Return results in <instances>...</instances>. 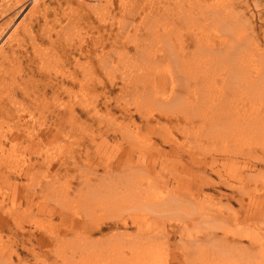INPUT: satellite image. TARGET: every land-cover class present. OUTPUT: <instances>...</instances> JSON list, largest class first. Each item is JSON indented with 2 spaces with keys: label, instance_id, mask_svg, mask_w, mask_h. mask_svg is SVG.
Returning a JSON list of instances; mask_svg holds the SVG:
<instances>
[{
  "label": "rangeland",
  "instance_id": "obj_1",
  "mask_svg": "<svg viewBox=\"0 0 264 264\" xmlns=\"http://www.w3.org/2000/svg\"><path fill=\"white\" fill-rule=\"evenodd\" d=\"M25 1L26 0H23L21 2L19 0L18 1L17 0L16 1L10 0L11 5L15 4L16 6L17 5L18 6L17 7L12 6V9L13 8L14 9L12 10L13 12H11L10 14L8 12H5V13L2 12L3 14L0 12V14L2 16L4 15V17H2L0 15V18L2 17L0 19V41L2 39L3 41H1V43H3L4 45H8V44L16 45L17 40L20 42L23 40L24 41L23 45L27 46V48L29 49L28 51H31V49L29 48L31 37L29 35H30V33L33 34L32 36H34L36 41H38L37 36L39 35V28H40L43 21L39 17L40 12H26V10H24L25 12L24 11L18 12V11H20V9H24V5L26 4ZM146 1H148V2H146ZM144 2H145V4H144ZM146 3H148V5H146ZM149 4H151V5H149ZM154 4L156 5V7ZM56 6H57V4H56L55 0H39V2H38V8L43 9L44 11L46 10L43 14V15H45L44 16V19H45L44 20V29H45L44 37L46 39L43 41V44H42L44 46L43 47L44 48L43 49L44 55H46V56H44L45 57L44 62L45 61L46 62L43 63L44 67H43L42 73H44L43 75L45 76L47 83L51 80L52 83H55V84L53 85L52 88H49V86L41 87V85L38 84V83H40V82H38V80H40V78H38V77H40V76L37 73L36 66L33 63H31V66L30 65L29 66L32 68V70L29 71V74L26 75V73L28 72V71H26L24 76L16 75L17 79L15 78L17 80L16 82L19 83L20 86H22L23 83L26 84V82H27L28 83L27 87H28L29 91L27 90V93L23 94V93H21V91L19 92V90L15 89L11 93L12 101L10 104V105H12L13 101H14L15 106H9L12 110V112H10L11 116H9V115L7 116L8 113L7 112L5 113L4 112L5 110H2L0 112V114H1L0 115V190H1L0 191V202L2 203L0 205V264L6 263V261H4V259H7V261L9 260L11 262V264H40V263L41 264H54V262H52L53 258L56 256V254H54V253L56 251H58V250H56L55 246L53 245V242L56 240V237L54 235L56 234V232L60 235L63 231L62 226H64L60 215H58V213H55V212L58 210H59V212L61 211V213L68 212L67 209L62 207L64 205H60V202H61V204H63L64 202L63 201L56 202L55 199L57 197L60 198V194L64 193L65 189L68 191V195L67 196L65 195L63 199H65V197L69 198V203H68L69 205H67L68 206L67 208L70 210V212H72L71 211L72 207L82 210L83 208L81 206L86 205V202L87 203H93V204L99 202L101 199L96 200V201H94V200L99 199V197L108 196L106 194V192L108 190L112 191V193H114L113 190H115L116 193L118 192L117 194L124 195L126 193L125 191H124L125 192L124 193V192H121L120 190L117 189L119 186L123 185L122 183L126 184L128 182V184L126 185L127 187L126 186L125 187L129 188L130 190H132V189L138 190V188H140L139 189L140 191L138 190L135 198H134L135 195L132 197L128 194L125 197L123 196L122 198L115 199L114 203L111 205L112 207H114V206L119 207V206H122L123 204H125L124 207L126 206V208H127L128 204L125 203L127 201L129 204L131 203L130 205H132V207H131L132 210L134 209V212L137 214L131 212L132 210L125 212V210H123V208H124L123 206H122V209H120V210L116 209V208H112L111 210H115L114 213H116V212H117V214L123 213V215L129 216L128 221H131V219L135 218L134 220L136 222L143 223L142 224L143 227L141 228L142 229L141 235L143 237L145 235L148 237V235H149V236H151L150 238H152V233H154V231H156L155 233H158L157 231L159 229L164 228L170 234V239H169V242L167 243V245L166 244H164V245L158 244V246H157L156 245L157 243L163 242L164 239L162 237H164V236L159 235V234L153 236V240H150V241L154 242V248L149 250V248L144 247L142 250H140V252L137 256L139 258V260H138V258H136L137 260L134 263H131V260H130V262L128 261L127 264H162L164 262L163 260L165 259V257H166V259H165L166 263L164 262L163 264H180L178 259L182 254H180L181 251L179 252L178 250H180V249L185 250L184 247H186L187 244L189 245L190 239L192 238L191 235L192 236L194 235L193 236V243L198 242V243L203 244L202 240H204V242H207L208 237H215L216 238L220 235H221L220 237H223V236H225L224 235L225 233L230 236L231 233H233V232L245 231V225L242 224L243 219L239 218L238 220L235 221V223H231L228 226L224 227V230L227 229V230H225L224 234L221 232V230L218 229L217 235H214V236L208 235V236L203 237L204 231H206L207 229H210V227L212 228V225H210L208 228V225L206 223H202V220L200 219V217L195 219V221H190L189 219H187L190 222L188 221V222L184 223L183 221L185 220V217H186V215H188V211H190V210H187V209H186L187 211L182 210L183 214L180 213L179 216L177 215L178 213H176L177 216H175L174 212H171V213L167 212L166 213V211L164 210L163 204H160L161 202L159 200H157L158 198L156 196H152V195L150 196V194H152L153 191H157V190H163L164 194L166 193L168 196H172V195L174 196V195H177V193L182 194V192L185 194L187 189L195 190L193 187L196 188V186H194V181L196 178H194L195 176L193 173L192 174H190L188 172L186 173V171L184 169H182L180 172V169H179L180 166L179 165L177 167L175 166L174 161H177L176 155L178 152L177 151H173L174 153L168 152V151H170V148H171L170 145H168L169 143H163L159 139L161 136L163 137L164 135H166V132H165L166 129H164L162 127L165 130L163 132V129L160 127L162 130V135L160 133H158L159 129H158V131H157V129L151 130L152 132H149L147 134V130H146L147 128H145L143 126L140 128V130L136 131L137 133H135V130H133L134 127L131 125L132 123L128 120V114L126 113L127 110L129 111V109L134 110L135 109L134 107L136 106V104H140V102L142 103L143 107L140 104V105H137V107H139L137 109H138V111H140V114L142 111V113H144L145 115H149V113H148L149 111L151 114V112H154V113L158 112L159 109L167 110V109H171L172 107H170V105H167V104L166 105L168 107L166 105H160V104L158 105V104L153 103V105H154L153 107L154 108L157 107L154 109L153 107H151L152 105L148 104L147 100L146 101L141 100L140 102L135 100L136 102H139V103H136V102L133 103L134 99H137L134 97L135 92L133 94V91L131 92L129 89L126 91H120L119 88L121 86V82L124 81V79H122V74L124 75V69H125V71H128V68H129V71L133 70L132 72H135V71L138 72V70L139 69L142 70L141 67H143V69L152 68L151 70L148 69L149 71H152L154 69L152 72L156 71L155 74H157V72L160 73V69L162 68L161 67L162 62L160 63V66H159V63H156L157 60L160 61L158 59V58H160L159 53H161L162 51H164L166 53L168 51V53H170L169 50H167V51H165V50L166 49H172L174 46L175 47H174V49H172V51L176 50L177 53L179 51L182 52L185 49L183 51L186 53L184 56V60L187 59L188 63L191 60H192V62L195 61V58L193 56L195 54H196L195 56H197V55L199 56V54H197V53H200V49H199L200 47L198 45L202 46L205 44V43H203V42H205V41H203L204 40L203 38L205 37L207 31H208V33H210V35L208 37H210L212 34L217 33V31H213V30H210V32H209V29L213 27V24L209 23V20L212 19V16H209V14L207 12L211 13L213 8L217 9L218 12L224 11V12H222V14L224 13V15H226V16L230 15L227 17H230L231 20L233 19L232 20L233 22L230 19L229 20L231 21V24L233 23L234 26L236 25V30H237L236 33L237 34L240 33L241 38H243V39H241L242 40L241 46H243L244 49L246 51H248V55L252 54L251 50H253V52H254L253 53L254 57H255V54H258L259 56L263 55L262 58L260 57V60L262 61L264 59V0H203V1L202 0H164V1L163 0H60V7L58 8L59 10H58V12H54V10H55L54 8ZM147 7L149 8L147 12H149V13L152 12V14L145 13L143 11ZM218 7L219 8L223 7V8L219 9ZM154 10H156V11H154ZM185 10H188V11H185ZM159 11H161L162 13ZM189 11H191V12H189ZM143 12H144V14H143ZM157 12L162 14L163 20L160 18L161 15ZM168 12H170V13H168ZM182 12H185V14L187 13L186 14L187 16L185 14L182 15L184 17L180 16L182 14ZM201 12L204 13L205 20H203V18L198 15ZM22 13H24V14H22ZM41 13H43V12H41ZM147 14H148V16H147ZM6 15H9V17H7ZM154 15H155V17L153 18ZM156 15H158L157 19H156ZM166 15H167V17H166ZM11 16H12V20L10 19ZM143 16H145V17L147 16L145 18V20H144V18H142ZM151 16H152L153 20H152ZM192 16H193V18H192ZM168 17H170L172 21ZM29 18H30V20H29ZM199 18H202V19H199ZM160 19H161V21H163L165 23L167 28L165 27L164 24L162 25L163 22H161ZM246 19H249L248 24L246 22L247 21ZM151 20L153 21V23H154V20L156 21L155 26L153 23H151ZM202 20H203V22H201ZM235 20H236V22H239V23H236ZM5 21H6V23H5ZM28 21H29V23H28ZM189 21L190 22L193 21V23H190ZM2 22H3V24H2ZM12 22H14V23L10 24ZM103 22L106 23V26L103 25ZM144 22H145V24H144ZM147 22L148 23L150 22L152 24L150 27V30H149V27L147 26L148 25ZM170 22H172V24H168ZM174 22L176 23V25ZM4 23H5V25H4ZM15 23L18 25L16 26ZM24 23L29 26L28 27V28H30V30H28L29 33L24 31V28L22 27V26H26ZM109 23H111L112 25L111 24L109 25ZM156 25L158 27L160 25L164 26L165 29H164V27H162V29H161V26H160L159 29L157 27L158 30H155ZM190 25L193 27H191ZM7 26H8V28L10 26H11L10 28H12V26L13 27L15 26L13 33H15V34L17 32L18 33L15 36H14V34L10 35V33H7V32H9L12 29L7 30L8 29ZM183 26H185V27H183ZM197 26H200L202 28L197 27ZM102 27L106 29V32H102ZM146 27L148 29L145 30ZM168 27H170V28H168ZM48 29H49V31H48ZM166 29H168V30H166ZM174 29H176V30H174ZM202 29H203V31H202ZM196 30L199 31L200 33H203V34L198 33ZM15 31H17V32H15ZM56 32H58V33H56ZM171 32L175 35H173ZM196 32L199 34L200 37L198 36V34ZM99 34H103V37H108L107 40L102 41V42H105L103 44L104 46L101 45V47L103 48L105 53L101 56H103V58H107L108 61H111L112 63L110 64V63L106 62L107 65H109V66H107L106 64L102 65V67L100 68L102 71L100 69H97V71L93 70L94 75H95L94 76L92 68H91V64L89 63V60L87 57L79 56L76 53V50L74 51L72 49H71L72 50L71 54L67 55V57H66V53L69 52L67 50V48H73L76 46L80 47L83 50L87 48V47H85V45L90 46L89 48H94L95 40L97 39ZM124 34H125V36H124ZM133 34H134V36H132ZM154 34L160 38L154 36ZM17 35L19 38L17 37ZM48 35H49V37H48ZM149 35L150 36L152 35V36L150 37ZM176 35L178 37H180L179 38L180 40H178ZM171 36H172V38H171ZM181 36L187 37V39H183L181 41V39L183 38V37L181 38ZM134 37H135V39H134ZM208 37L206 36V38H208ZM28 38H29V40H28ZM144 38H146L147 40H145ZM157 38L159 39V41ZM162 38H164V39H162ZM165 38H168L167 42H166ZM170 38L172 40H170ZM195 38L198 40H196ZM211 38H213V37L211 36ZM235 38L236 39H234L233 44L235 43V40H238L239 42H241L240 39H237L238 37H235ZM8 39H9V41H8ZM156 39H157V41H156ZM188 39H189V41H188ZM162 40H163V43H162ZM199 40L203 44H200L201 42L199 43L198 42ZM99 41H98V43H102L101 40H99ZM132 41H133V43H132ZM171 41L172 42L174 41V43L176 45L172 46L173 44ZM188 42H189V44L187 45ZM164 43H165V45H164ZM166 43H168V44H166ZM257 43H259V44H257ZM149 44L152 46L148 48V46H150ZM155 44H156V47H155ZM181 44H183V45H181ZM160 45H162V47ZM167 45L170 46V48H167L168 47ZM177 45H178V49H177ZM235 45H236V43H235ZM135 46H139L138 47L139 49ZM247 46L249 47L248 49L245 48ZM183 47H184V49H182ZM197 47H198V49H197ZM254 47H256L259 50H257ZM136 48L139 50L138 53H136L134 51ZM155 48H157V49L155 50ZM152 49L155 50L156 52L153 51ZM161 49H163V50H161ZM119 50H120V52H118V54L122 53V59L121 60H120V58L116 57L118 55L117 51H119ZM143 50L145 53H147L146 55H148L151 52V55H149V56H151L150 59L152 60L151 61L150 59H147V62L145 61L146 63H144L145 64L144 66H143V63H141V65H138V61L140 63V60L142 59L141 57L143 54H140V53H142ZM158 50L161 52H159ZM232 50H234V49H232ZM254 50L256 51V53ZM64 51H66V52H64ZM122 51H126V52H122ZM196 51H197V53H196ZM152 52L154 53L153 56H152ZM114 53H116V54H114ZM155 53H157V54H155ZM108 54L111 58L110 57L108 58ZM133 54H134V56L135 55H137V56H135V58H134ZM72 55L74 57L71 58ZM123 55H125V56L123 57ZM170 55H172V54H170ZM175 55H176V57H178V54L175 53ZM138 57L141 59L139 60ZM167 57H165V59H162V60H165V62H167V60H168V59H166ZM174 57H172V58H174ZM188 57L191 59L189 60ZM168 58H170V56ZM172 58H170V59L172 60ZM91 59L94 60V62H95V57H93ZM2 60H3V57H1L0 64L2 63ZM115 60H117V61H115ZM148 60H149V62H148ZM3 61H4V63L6 62V60H3ZM128 61L132 65H130V63ZM168 61H170V60H168ZM114 62H116V63H114ZM135 62H137V63H135ZM254 62H257V61H254ZM48 63L50 65H48ZM73 63L74 64L76 63V64L73 65ZM133 63H135V64H133ZM153 63L156 66L158 64L157 69L153 68V67H155V65ZM170 63H171V61H170ZM96 64L97 63L95 62L94 65H96ZM146 64H148V65H146ZM16 65H17V63H16ZM21 65L23 67H26L25 63H22ZM125 65L127 68L123 67ZM190 65H191V67L192 66L194 67V65H196V64H194V63H189V65L187 64L186 73L190 71L189 69L191 67H188ZM208 65L209 66L198 67V68H201L203 70V71L201 70L199 72L200 73L203 72V74L205 73V75H206V76L204 75L205 77H203L201 79L204 81V79L207 78V80H205V82L202 83L203 85L201 87L203 88L205 85V89L209 90L206 92V97L212 91L211 94L213 93L212 97H214V99H212V100H213V102L214 101L216 102L217 100L215 98L216 97V95H215L216 94L215 83L217 85V81H214V80H218V79H217V75L215 74V72L213 70L214 65L209 64V63H208ZM83 66H85V67H83ZM138 66L139 67L141 66V67L139 68ZM145 66H147V67H145ZM167 66H170V64H168ZM167 66L166 65L163 66L164 68L162 70L164 72L161 71V74L163 76L168 77V76H170V72H171L174 75L173 76V78H174L177 72L174 69H172L173 71L168 69V68H171V66L170 67H167ZM172 66H173V64H172ZM108 67H111V68L113 67L112 68L113 70L111 68H108ZM205 67H207V68L205 69ZM61 69L64 71H62ZM165 69H167L166 70L167 72L165 71ZM54 70H56V71H54ZM59 70L62 72H59ZM85 70H87V71H85ZM109 70H110V72H109ZM208 70H212L213 74H211V75L209 74V73H212L211 71H209L208 74H209V77H211L213 75L214 79L211 77L212 78V80H211L208 77V74H207ZM67 71H69L70 73ZM105 71H108V72H105ZM122 71H123V73H122ZM168 71H170V72H168ZM63 72L65 75L63 74ZM142 72H143V70H142ZM196 72H193V75H192V73H190L191 75L189 74L190 76H188L189 79L192 76L194 77L197 74ZM60 73H62V74H60ZM147 73L148 72H146V74ZM68 74H70V75H68ZM112 74H113V77H115L114 79L116 80V85H115L114 89H112V91L106 93V97H104V95L100 94L101 93L100 88L93 89V86L98 81L96 79L101 78V77H103V79H104V80L102 79V81H104V82L106 81V83H107L108 82V76H109V78L110 77L113 78ZM60 75H62V76L60 77ZM181 76H180V78H179V75L176 76V77H178V78L175 77L176 81L179 79L182 80ZM171 77H172V75H171ZM188 77L185 76L186 79ZM218 78H219V82H220V80L222 78L221 77H218ZM23 79H25L26 81L23 82L24 81ZM28 79L30 81H28ZM78 79H79V81H78ZM46 80H45V82H46ZM181 80H179V83L182 82ZM202 80H201V82H202ZM127 81H124V82H127ZM189 81L190 80H188L187 83H190ZM83 83H84V85H83ZM64 84L66 87L65 90H64V88H65ZM182 85H184V84H182ZM188 85L190 86V84H188ZM210 85H212V87L214 89L208 88ZM178 87H181V86H178ZM185 87H186V85H184V88H182V89H184L186 93L189 92L191 87H186V88ZM1 90H2V92L0 93V101H2L5 104V102H6V95L5 94L7 91L3 88H1L0 91ZM152 90L153 89L151 88V91H150L151 93H152ZM54 91H55V94H53ZM154 91H156L157 95L159 93L161 95H164V93L163 94L161 93L163 90H161L159 92L155 89ZM98 92H99V94H98ZM127 92H128V94H127ZM226 92H229L230 96L235 95V92H233V91H231L232 92L231 93L230 91L225 89V93ZM7 93L9 95L10 92H7ZM167 93H165V94H167ZM187 94H189V93H187ZM187 94H185V95H187ZM54 95H56V96H54ZM133 97H134V99H133ZM209 97L210 96L207 97L208 100H209ZM13 98H14V100H13ZM53 98H54V100H53ZM260 98L263 99L264 97L261 96ZM3 99H4V101H3ZM82 99H83V101H82ZM231 99H235V97L231 98ZM261 99H259V100H261ZM105 100L107 101L106 105L103 103ZM212 100L210 99V101H208V102L210 103ZM238 101H239V99H238ZM71 105H72L73 109H71V107H70ZM160 106L162 108H160ZM177 106L178 105L175 104V107H177ZM256 106H257L256 110L260 109L259 111L261 113L262 109H264V106L257 105V104H256ZM123 107L125 109H123ZM149 107H151V108H149ZM178 107L183 109L185 106L183 107V105H179ZM173 108H174V104H173ZM15 109H17L18 111L17 110L15 111ZM70 109H71V111H70ZM187 109H185V110H187ZM215 109H219V108L213 107L211 109L212 113H214V114H212L211 111L208 109V107L204 106L203 104L202 105L200 104V107L198 106V110L196 108L191 109V111L193 110L192 112L190 111L191 112L190 115H192L191 118L196 117L194 119L192 118V120H194V122L195 121L196 122L194 123L193 121H191L193 124L191 122H189L187 124H188V128H190L189 130H193L192 126H193L195 132H197V130H198L197 135H196L197 137L201 133L200 134L201 138L200 137L196 138L197 140L199 139L198 141H195V139H192V138L191 139L185 138L180 133L176 132L175 127L170 128L172 134H174L175 137H177L176 138L177 142H174V144H175L174 146H178L179 149L182 150V152H181L182 154L184 152H186L187 150H188V152H191V151L193 152L194 149H195V151L202 152L203 149H205V148L207 149V151H204V152H209V151H211L213 153L219 152V147L215 146L217 144L215 143V145L213 146V142H212V144L210 143L212 141V139H210V138H212L211 135H212V131L215 130L214 129L215 125L211 126L210 122H207L208 120L206 119V115H205L206 113L204 114V112H202V111H206L208 113L207 116H211V119H212V117L214 119H216L215 117L218 113L215 112ZM70 112H71V114H70ZM57 113H59L62 117L60 122H62V120L64 119L61 124L59 123V125L56 124L57 119H56L55 115ZM29 114H31V115H29ZM72 114L75 116L72 117L71 116ZM240 114H241V116H243L242 112ZM21 115H23V116H21ZM67 116L70 117V120H68ZM198 118H199V120H198ZM134 119H135L136 123H139V124L142 123V122L140 123V121H139L138 113L134 114ZM201 119L204 121L206 120L207 123L206 122H204V124H203V122L200 123L202 121ZM71 120H73V121H71ZM168 124L169 123H166V125H168ZM204 126H206V128ZM200 127L201 128L204 127L206 133ZM212 127L214 130H210ZM206 129H208V130H206ZM161 130L159 132H161ZM133 131H134V133H133ZM209 131H211V132H209ZM238 131L241 132L242 130L239 129ZM258 131H259V129H258ZM119 132L124 133L126 135L120 134ZM142 132H143V134H142ZM2 133L5 134V136ZM116 133L118 134V136ZM138 133H139V135H138ZM163 133H164V135H163ZM1 134L3 135V137ZM136 134H137V136H136ZM131 135H132V137H131ZM150 135H151L150 138H153V139L149 140L148 136H150ZM167 135H168V131H167ZM205 135H206V137H205ZM207 136H208V138L210 137L209 140H208ZM212 136L214 137V139L218 137L217 140L215 139L217 142L224 143V141H225L224 136L216 135V137H215V134ZM4 137L7 139H5ZM135 137L137 138L136 140H135ZM204 137L207 139H205ZM132 138H133V141L135 140L136 142L134 141V143H133ZM127 139H129V140H127ZM179 139L182 141V143L183 142L184 143L181 144V141ZM200 139L201 140L203 139L202 140L203 143H201L202 141ZM237 139L240 141L239 142L240 144L238 143V145H241V143H243V145H245L246 144L245 141L247 142V139H245L244 136L239 134L237 136V138H234L233 140H229L228 144L223 146L225 148L222 147L223 148L222 150H225L227 148L225 150L226 152H227V150L230 151V149H231V151L230 152L228 151L227 153L233 152L232 149L234 147H236V145H237L236 140ZM191 140H192V142H191ZM206 140H208V141H206ZM148 141H150V142H148ZM233 141L235 144L233 143ZM252 141H254V139ZM142 142H144V143L146 142L145 143V150H148V149H146L147 145H148L147 142L150 143V145L156 143L157 145L154 144L153 146L154 147L156 146L157 148L160 147V149H161V150H159L160 156L162 159H165L164 164L162 163L163 165L159 162L160 160L158 157H157L158 159L157 158L154 159L155 161L153 160V157H155V155L151 153L152 152L151 150L147 152V155H148V153H150L148 155L149 157L147 156L148 159H147V157L145 158L142 156V154H143L142 152H140L141 155L138 154L136 149L139 146L136 143H139V145H140L139 149L144 151V149H143L144 143H142ZM208 142H209V144H208ZM254 142L255 143L258 142V145H260L261 143L264 144V138L261 140L255 139ZM204 143H205V145H204ZM115 144H118V145H115ZM141 144H143V145H141ZM198 144L199 145L203 144L204 147L203 146L200 147V146H198ZM206 144H208V145H206ZM233 144H234V147H232ZM150 145H148V146H150ZM183 145H185V146L181 147ZM188 145H189V148H191L190 149L191 151H189ZM132 146H133V148H132ZM141 146H143V147L141 148ZM206 146H208V147H206ZM156 147H155V149H153V147H152L154 152H155V150L157 151ZM196 147L200 150H198ZM238 147H236V148H238ZM97 148H98V150H97ZM253 148H254V150L252 149L251 151H248L249 153L247 152L248 155L246 154L247 155V156L245 155L246 157H249V156L251 157L255 153L260 154V152L258 151V147L255 148V145H254ZM120 149L121 150L127 149V151L129 153H132L129 150H131V151L134 150L132 153V156H131L132 158L129 159V160H132L131 163L132 162L134 163V161H135V163L137 162V164L138 163H141V164H143V163L147 164L148 163L151 165L153 172L151 170H150L151 172L149 170L148 171L146 170L145 172H147V173H144V168L141 167L142 169H140V167H138V165L135 167H133V166L128 167L129 163L125 158H123V156H125V154H122V151ZM164 149L166 151H162ZM48 150H49V152H48ZM214 150H215V152H214ZM243 150H245V151L247 150L245 146H243V148H239L238 152H245ZM135 152H136V155H135ZM252 152H253V154H252ZM156 154L159 155V153H156ZM182 154H181V156H182ZM205 154H208V153H205ZM134 155H135V157H134ZM151 155H152V157H150ZM201 155H203V154H201ZM237 155H238V158L240 159L241 155L240 154H237ZM151 158H152V161H151ZM166 159H167V162L169 161L168 163L166 162ZM120 160H123V161L120 162ZM118 162H120L119 166H117ZM113 165H116L118 168L125 165V167H121L120 169H125V172H123V173L126 174V177L122 176L124 174L121 171H118V168L113 169L112 168ZM126 165H127V167H126ZM168 167H170V168H168ZM168 169H170V170H168ZM18 170L19 171L21 170L20 173L23 171V173H22V175H20V177L16 174L18 172ZM114 170L117 172H115ZM128 170H130V172ZM141 170L143 171V173ZM176 170H178V171H176ZM105 171H110L109 173L114 172L115 175L114 174H112V175H113V178L115 180L113 179L112 182L114 183V181H115L117 184L114 183L115 185H113V183H110V182H109L110 184H107L108 182L105 184V182H103V180H105L104 178H106V177L102 178L104 176L103 174ZM128 173H130V174H128ZM152 173H154V174H152ZM180 173L181 174L184 173V176L179 175ZM185 173L188 175H185ZM195 173H197V172H195ZM205 173L206 172H204V174ZM207 173L213 179L216 177L215 179L217 180L216 174H210L208 170H207ZM4 174L10 175V181L9 182L4 181V178H3ZM99 174H102L103 176L99 175ZM117 174H119V175L122 174V175L119 176V178H118ZM197 174H199V173H197ZM95 175L96 176L99 175L101 177L95 178ZM131 175H132V177H131ZM149 175H150V177H149ZM177 175L180 176V178L183 177L184 181L177 182V179H178ZM84 177H86V178H84ZM122 177L126 178V180L124 179L125 182L123 181ZM175 177H177L176 180H175ZM190 177L194 178V180H191L192 178L189 179ZM101 178H102V180H101ZM85 179L89 183H86L87 181ZM118 179H119V182L117 181ZM84 181H85V183H84ZM135 182L136 183L139 182L140 184L141 183L142 184L141 185L139 184L140 186L138 185L136 187V186H134ZM191 184H193L192 185L193 187L191 186ZM235 184H237V183H235ZM108 185H109V187H108ZM130 185H132L133 187ZM143 186L145 187V189H143L144 188ZM125 187L123 190H125ZM146 188L148 189V192L146 191L147 190ZM218 188L220 190H222L223 192H227V193L229 191L231 192V189L229 187H223L222 186V187H218ZM40 189H42V192H43L42 194L39 192ZM129 189H127V190L129 191ZM150 189L152 191H149ZM44 190H47L49 192V194L45 195ZM51 190H53L54 193H52ZM173 190H175V191H173ZM206 190H207V191H205L206 193L210 192L206 195H209V194L213 195L212 197L208 198V201L215 200V196L217 197L216 191L212 190V189L211 190L206 189ZM33 191H36V192L34 193ZM128 191H127V193H128ZM78 192H79V194H82V195L85 194L86 195V197H85L86 200L84 199L86 201L85 204L82 203L83 200H80L82 197H80V198L78 197ZM173 192H175V193H173ZM143 193H145V194L143 195ZM51 194H54V195L51 196ZM87 194L90 196V198H88ZM147 194L150 196V198L148 197ZM154 194L156 195L157 193H154ZM127 196H129L130 198H128ZM138 196H140L141 198H138ZM199 196L201 198L196 197V195H195V196H193L194 200H191L192 196L186 197V199H184L183 198L184 196L182 195V199L185 200L186 203L185 204L182 203V204H180V206H183V207L187 206L188 207V204L193 206L194 201H198L197 203L200 204V206H203V208H205V207H207V205H208V207H210V205L214 206V203L217 202V201H215L214 203L210 204V202H206V200L203 199L204 198L203 196H201V195H199ZM142 197H144L145 199H147L151 202V203H148L151 206L150 207L148 205L149 209L146 205V202H145L146 200L143 198L144 202L141 201ZM2 198L4 200H2ZM131 198H133V199H131ZM152 198H154L153 201H152ZM212 198H214V199H212ZM88 199H89V201H88ZM32 200L34 202L36 200V202L34 203ZM136 201H139V204L133 205ZM149 201H147V202H149ZM202 201L206 202V204ZM31 202L34 203L35 205L30 206L32 204ZM132 202H134V203H132ZM152 202H153V204H152ZM80 203H82L81 206H80ZM116 203H118V205ZM56 204H58V205H56ZM139 205H140V207L138 210L137 207ZM133 206H135V207L137 206V207L135 208ZM141 206H142V208H144V210H147L149 212L151 211V213H149V212H148L149 214L146 213L141 208ZM129 208H130V206L128 207V209ZM104 209L110 210V206H108ZM104 209L103 208L97 209L96 214H99L98 211L101 214L103 212L105 213V211H103ZM159 209L164 210V212H161ZM227 209H228L229 213L233 212V211L236 212V211H238L237 209H239L241 212L238 211L237 214H240V216L243 215V209H240L239 206L237 205V203H235V202H232V205L230 204V208L227 207ZM53 211H54V214H53ZM119 211H121V212H119ZM18 212H20V213H18ZM143 212H145V213H143ZM152 214H153V216H152ZM223 214H224V212H223ZM130 215L134 216V217H131ZM42 218H44V219H42ZM94 218H96V217L94 216ZM148 218H151V219L149 220ZM160 218H161V220H160ZM59 220L61 222H59ZM198 221L201 224L199 223V225H198ZM159 222H160V224H159ZM144 224H145V226H144ZM149 224H150V226H149L150 228L147 226ZM184 224H186V226ZM56 225H58V226L56 227ZM174 225H176V231L179 229L178 231L183 232L182 238L185 242V244L183 243V245H182L183 247L176 245V244H178L179 232L173 231ZM157 226L159 227V229ZM135 227L136 226H134V225H129L127 230L129 229V231L135 232V230H137V227L136 228ZM179 227H181L182 229ZM262 227L264 228V225H262ZM58 228H60V229H58ZM146 228L148 231H146ZM188 229H190V230H188ZM53 230H55V231L53 232ZM168 230H170V231H168ZM113 231L114 230H110V231L104 230L103 232L96 234L95 238H100L101 242H97L96 243L97 245H95V248L91 247L87 250H84L82 253L76 254L74 256V259L76 260V262L70 263V264H120V263H117L115 261H111V258L117 256L118 255L117 252H119V251L113 249L112 252H110L108 249L109 247H112L115 243L121 244L119 239L118 240L116 239L117 242L112 243L111 238L107 237V234H109L110 232L112 233ZM184 231H186V233ZM246 231H248V233L250 235L254 236V233H252L254 231V227L252 229H249V230L246 229ZM28 232H31V235ZM79 232L80 231L76 230L77 234H75L74 232H72V234H68L66 236L68 242L64 243V245L62 244V246L59 247V250H60L59 254L62 255L64 262L68 261L69 259L70 260L72 259V255H71L72 248L68 244V243H70L69 239L70 238L74 239L73 235L74 236L76 235L77 237H81L82 233L80 232V235H79ZM41 234L48 237V241L46 242L45 245L38 244L35 240L36 239L35 237H37ZM184 235L186 236V238L184 237ZM146 236L144 237L143 240H145L147 242L149 237L147 239ZM159 236H160V238H159ZM77 237H75V239H77ZM22 238H24V239H22ZM157 239L160 241H158ZM258 239L262 240L261 242L264 243V235L263 234L261 236L259 235ZM243 240H241V241H243ZM149 242H147V243H149ZM181 242H183V241H181ZM246 242H248V240L244 241V243H246ZM60 243H63V242H60ZM60 243H59V245H60ZM147 243H145V244H147ZM173 243L175 244V246L173 245ZM141 245H143L142 242H141ZM161 246H163V247L161 248ZM166 246H170V247L167 248ZM172 246H173V248H172ZM31 247H32V249H31ZM155 248H157V249H155ZM166 248H167V250H166ZM132 249H134V248H132ZM137 249H139V248H137ZM192 249H194V248H192ZM208 249L213 250V251L215 250L209 244L205 243V250H202V252H201L203 255H195V253L192 251L190 253V257H191V259L189 258L190 261H195L197 258L199 259L200 257L203 256L202 260L198 261V264H227L226 262H221L220 258L216 257L214 254L207 251ZM156 250H157V252H154ZM170 250L174 254H171ZM144 251L148 252L149 254H150V251H151V253L153 252L154 253V254L152 253L153 257L156 254V258L150 257L152 255L147 256V253H145ZM43 252H45V253H43ZM163 252H164V254H162ZM165 254H166V256H164ZM174 255H176L177 258L176 257L173 258ZM232 256L236 257V255H232ZM157 258H159L160 261L162 260V258H163V260L160 262L159 260H157ZM121 260H122V258H121ZM144 260L146 262L147 261H149V262L146 263ZM44 261H46V262H44ZM244 262H247V260H245ZM249 262L250 261H248V264H249ZM250 264H252V263H250Z\"/></svg>",
  "mask_w": 264,
  "mask_h": 264
},
{
  "label": "bare ground",
  "instance_id": "obj_2",
  "mask_svg": "<svg viewBox=\"0 0 264 264\" xmlns=\"http://www.w3.org/2000/svg\"><path fill=\"white\" fill-rule=\"evenodd\" d=\"M16 1V0H15ZM18 1V0H17ZM20 2L21 1H23V0H19ZM164 1V0H163ZM203 1V0H202ZM26 2V4L24 5V9H20V11H18V12H23L24 10H26V12H40L39 13V17H40V19L43 21L42 22V24H41V26H40V28H39V35L37 36L38 37V41H36V39L34 38V36H32L33 34H31L30 33V37H31V41H30V45H29V48L31 49V51H28L29 49L27 48V46H24L23 44V40L20 42V41H18L17 39V43H16V45H14V44H8V45H4L3 43H1V41H3L2 39H1V41H0V60H1V57H3V60H6V64L4 63V61L2 60V63L0 64V89L1 88H3V89H5L7 92H10L9 93V95H8V93L6 92V102H5V104L2 102V101H0V112L2 111V110H5L4 112L6 113H8L7 114V116L9 115V116H11L10 115V112H12V110H11V108L9 107V106H15L14 104V101H13V104L12 105H10L11 104V101H12V97H11V93L16 89V90H19V92L21 91V93H27V90H28V87H27V85H28V83L26 82V84L25 83H23V82H25L26 80L25 79H23L24 81L22 82L23 84H22V86H20L19 85V83H17L16 81V75H22V76H24V74L26 73V71H28L27 73H26V75L27 74H29V71H31L32 70V68L30 67L31 66V63H33L35 66H36V69H37V73L39 74V76L40 77H38V78H40V80H38V82H40V83H38V84H40L41 85V87H44V86H49V88H52L53 87V85L55 84V83H52V81L50 80L48 83H47V80L45 79V76L43 75L44 73H42L43 72V67H44V65H43V63H45L44 62V59H45V57L44 56H46V55H44V46L42 45L43 44V41L46 39L45 37H44V35H45V33H44V31H45V29H44V16L45 15H43L44 14V12L46 11H44L43 9H39L38 8V2H39V0H26L25 1ZM55 2H56V4H57V6L53 9L54 10V12H58V8L60 7V0H55ZM146 2H148V1H146ZM150 2V1H149ZM154 2V1H153ZM247 2V1H246ZM15 3V2H14ZM18 3V2H17ZM151 3V2H150ZM194 3V2H193ZM244 3V2H243ZM22 4V3H21ZM144 4H145V2H144ZM161 4V3H160ZM146 5H148V3H146ZM149 5H151V4H149ZM155 5V4H154ZM162 5V4H161ZM12 6L13 7H15L16 5L15 4H13V5H11L10 4V0H0V12L2 13H5V12H8L9 14L11 13V12H13L12 10L14 9H12ZM18 6V5H17ZM16 6V7H17ZM22 6V5H21ZM20 6V7H21ZM48 6V5H47ZM145 6V5H144ZM219 6V5H218ZM155 7H156V5H155ZM164 7V6H163ZM220 7V6H219ZM218 7V8H219ZM162 8V7H161ZM221 8H223V7H221ZM221 8H219V9H221ZM46 9V8H45ZM131 9V8H130ZM144 9V8H143ZM147 9V10H146ZM148 7L147 8H145L143 11L145 12V13H149V12H147L148 11ZM156 9V8H155ZM166 9V8H165ZM164 9V10H165ZM73 10V9H72ZM153 11V10H152ZM154 11H156V10H154ZM185 11H188V10H185ZM25 12V11H24ZM41 12H43V13H41ZM144 12H143V14H144ZM159 12H161V11H159ZM159 12H157V13H159ZM189 12H191V11H189ZM222 12H224V11H222ZM222 12H218L217 11V9H212V12L211 13H209V12H207L208 14H209V16H212V19H210L209 20V23H211V24H213V27L212 28H210L209 29V32H210V30H213V31H217V33L216 34H212L211 36L215 39H213V38H211V36L210 37H208L209 35H210V33H208V31H207V33H206V35H205V37L203 38L204 40L203 41H205V42H203V43H205L204 45H198L200 48V53H197V51H196V53L197 54H199V56L197 55V56H193L194 58H195V61H193L192 62V60L189 62V63H194V64H196V65H194V67L192 66L191 67V65L190 66H188V67H191L189 70V72H187L186 73V71H187V64L189 65V63L187 62V59L186 60H184V56H185V52H183L185 49H184V47L182 48V49H184L182 52L184 53H182L181 51H179L178 53L176 52V50L173 52L172 51V49H174V45H176L175 43H174V41L172 42V46H174L172 49H166L165 51H167V50H169V52L170 53H168V51H167V53L166 52H164V51H159V52H161V53H159V57L160 58H158L160 61H156V63H159V66H160V63L162 64L161 65V69H160V73L159 72H157V74H155L156 73V71H154V72H152V71H149L148 69H152V68H148V69H143V67H141L142 68V70H143V72H142V70L141 69H137L138 70V72H136L135 70V72H132V71H129V68H128V71H125V69H124V75L122 74V79H124V81H127V82H124V81H122L121 82V86H120V91H126V90H130L131 92L133 91V94H134V92H135V95H134V97L135 98H137V99H134V97H133V99H134V101H133V103H135L136 101H141V100H143V101H146L147 100V102H148V104H150V105H152L151 107H153L154 105H153V103H155V104H160V105H170V107H172L171 109H167V110H163V109H159L158 110V112H151V114H150V111L148 112L149 113V115H145L144 113H142V111H141V114H140V111H138V109L137 108H139V107H137V105H140L141 104V106L143 107V105H142V103L140 102V104H136V106L134 107L135 109L134 110H130L129 109V111L127 110V114H128V120L132 123L131 125L134 127V129L133 130H135V133H137L136 131L137 130H140V128L141 127H145V128H147L146 130H147V134L149 133V132H152L151 130H155V129H157V131H158V129H159V131L161 130V128L163 127L164 129H166V131L163 129V132L165 131L166 132V135H167V131H168V135L166 136V135H164V133H163V137L161 136L159 139L161 140V142H163V143H169L168 145H170V151H168V152H172V153H174L173 151H177L178 153H177V155H176V158H177V161H174V163H175V166L177 167L178 165L180 166L179 167V169H180V172H181V170L182 169H184L185 171H186V173L188 172V173H190V174H194V178H196L195 179V181H194V186H196V188L195 187H193L192 185L193 184H191V186L195 189V190H191V189H187V191L185 192V194L182 192V194L181 193H177V195H172V196H168L166 193L164 194V191L163 190H157V191H153L152 192V194H150V196L152 195V196H156L158 199L157 200H159L161 203L160 204H163V207H164V210L166 211V213L167 212H169V213H171V212H174V215L175 216H179L180 215V213H182L183 214V211H187V210H190V211H188V215H186V217H185V220L183 221L184 223H186V222H188L189 220L190 221H195V219H197L198 217H200V219L202 220V223H206L207 225H208V228H209V226L210 225H212V228L210 227V229H207L206 231H204V234H203V237H205V236H208V235H210V236H214V235H217V231H218V229L219 230H221V232L224 234V232H225V230H227V229H225L224 230V227H226V226H228L229 224H231V223H235V221L236 220H238L239 218H242L243 219V222H242V224L243 225H245V231H236V232H233V233H231V235L229 236L228 234H224L225 236H223V237H220V236H218V237H208V239H207V242H204V240H202L203 241V244H201V243H198V242H195V243H193V236L191 235V239H190V242H189V245L187 244V246L186 247H184L185 248V250H178L179 252H180V254H182L180 257H179V259H178V261L180 262V264H198V261H201L202 260V257H200L199 259L197 258L195 261H190V259H191V257H190V253L193 251L194 253H195V255H203L201 252H202V250H205V243H207V244H209L211 247H213L215 250L213 251V250H207V251H209L210 253H212V254H214L216 257H218V258H220V260H221V262H226L227 264H248V261H250L249 262V264L250 263H252V264H264V243H262L261 241L262 240H260V239H258L259 238V235L261 236L262 234L264 235V228L262 227V225H264V144H260V145H258V142L257 143H255L254 141H255V139H259V140H261V139H263L264 138V109H262V111H261V113H260V109H258V110H256V104L257 105H261V106H264V98L263 99H261L260 97L262 96V97H264V59L261 61L260 60V57L262 58V56H259L258 54H255V57H254V55H253V50H251V55H248V51H246L245 49H244V47L243 46H241L242 45V40L241 39H243V38H241V35H240V33H236L237 32V30H236V25L234 26L233 25V23L231 24V21L233 20H231L230 19V17H227V16H230V15H224V13L222 14ZM2 13V14H3ZM136 13V12H135ZM162 13V12H161ZM168 13H170V12H168ZM199 13V12H198ZM22 14H24V13H22ZM134 14V13H133ZM149 14H152V12L151 13H149ZM160 14V13H159ZM158 14V15H159ZM164 14V13H163ZM167 14V13H166ZM180 14V13H179ZM183 14H185V12H182V14L180 15V16H182ZM187 14V13H186ZM185 14V15H186ZM197 14V13H196ZM195 14V15H196ZM211 14V15H210ZM1 15V14H0ZM29 15V14H28ZM55 15V14H54ZM146 15V14H145ZM158 15H156V19L158 18ZM161 15V19L163 20V18H162V14H160ZM165 15V14H164ZM168 15V14H167ZM167 15H166V17H167ZM174 15V14H173ZM172 15V16H173ZM199 16H201L202 18H203V20H205V15H204V13L203 12H201L200 14H198ZM2 16V15H1ZM7 17H9V15H6ZM147 16H148V14H147ZM146 16V17H147ZM187 16V15H186ZM191 16V15H190ZM197 16V15H196ZM208 16V15H207ZM2 17H4V15L2 16ZM1 17V18H2ZM37 17V16H36ZM145 16H143L142 18H144V20H145V18H146ZM155 17V15L153 16V18ZM174 17V16H173ZM172 17V18H173ZM182 17H184V16H182ZM189 17V16H188ZM0 18V19H1ZM24 18V17H23ZM149 18V17H148ZM147 18V19H148ZM151 18H152V16H151ZM153 18H152V20H153ZM168 18H170V17H168ZM179 18V17H178ZM186 18V17H185ZM192 18H193V16H192ZM202 18H199V19H202ZM10 19L12 20V16L10 17ZM21 19V18H20ZM161 19H160V21H161ZM187 19V18H186ZM231 21H230V20ZM10 20V21H11ZM24 20V19H23ZM29 20H30V18H29ZM36 20V19H35ZM151 20V23H153V21ZM159 20V19H158ZM170 20H171V18H170ZM175 20V19H174ZM203 20L201 21V22H203ZM247 20V21H246ZM245 21L247 22V24H248V20L249 19H246ZM159 21V22H160ZM165 21V20H164ZM172 21V20H171ZM179 21V20H178ZM194 21V20H193ZM193 21L192 22H190V23H193ZM198 21V20H197ZM196 21V22H197ZM27 22V21H26ZM25 22V23H26ZM31 22V21H30ZM140 22V21H139ZM155 20H154V26H155ZM161 22H163V21H161ZM181 22V21H180ZM233 22V21H232ZM235 22H236V20H235ZM5 23H6V21H5ZM5 23H4V25H5ZM14 22H12V23H10V24H13ZM24 23V24H25ZM28 23H29V21H28ZM131 23V22H130ZM138 23V22H137ZM150 22L148 23L147 22V26L149 27V30H150V27H151V24ZM175 23V22H174ZM173 23V24H174ZM236 23H239V22H236ZM235 23V24H236ZM2 24H3V22H2ZM16 24V23H15ZM23 24V25H24ZM111 23H109V25H110ZM132 24V23H131ZM144 24H145V22H144ZM157 24V23H156ZM161 24V23H160ZM165 25V23L163 22L162 23V25ZM168 24H172V22H170V23H168ZM18 24H16V26H17ZM26 26H22L23 28H24V31L25 32H28L29 33V31L28 30H30V28H28L29 26L27 25V24H25ZM30 25V24H29ZM103 25L104 26H106V23L105 22H103ZM112 25V24H111ZM128 25V24H127ZM175 25H176V23H175ZM161 26V25H160ZM160 26L158 27L157 25H156V29L155 30H158L159 28H160ZM173 26V25H172ZM191 26V25H190ZM196 26V25H195ZM202 26V25H201ZM11 27V26H10ZM8 28V26H7V30H10V29H12V30H10L9 32H7V33H10V35H12V34H14V36L18 33L17 31H15V32H17L16 34L15 33H13L14 32V27L12 26V28ZM157 27H158V29H157ZM162 27H164V26H161V29H162ZM165 27H166V25H165ZM165 27H164V29H165ZM171 27V26H170ZM170 27H168V28H170ZM183 27H185V26H183ZM191 27H193V26H191ZM197 27H200V26H197ZM235 27V28H234ZM17 28V27H16ZM138 28V27H137ZM167 28V27H166ZM187 28V27H186ZM196 28V27H195ZM200 28H202V27H200ZM249 28V27H248ZM146 29H148L147 27L145 28V30ZM153 29V28H152ZM148 30V31H149ZM166 30H168V29H166ZM174 30H176V29H174ZM48 31H49V29H48ZM55 31V30H54ZM161 31V30H160ZM172 31V30H171ZM194 31V30H193ZM197 31V30H196ZM202 31H203V29H202ZM2 32V31H1ZM102 32H106V29L105 28H103L102 27ZM140 32V31H139ZM159 32V31H158ZM157 32V33H158ZM174 32V31H173ZM198 33H200L199 31H197ZM196 32V33H197ZM4 33V32H3ZM56 33H58V32H56ZM148 33V32H147ZM172 33V32H171ZM188 33V32H187ZM197 33V34H198ZM123 34V33H122ZM135 34V33H134ZM134 34L132 35V36H134ZM156 34V33H155ZM154 34V36H156ZM168 34V33H167ZM173 34V33H172ZM182 34V33H181ZM184 34V33H183ZM200 34H203V33H200ZM2 35V34H1ZM159 35V34H158ZM163 35V34H162ZM173 35H175V34H173ZM194 35V34H193ZM28 36V35H27ZM28 36V37H29ZM109 36V35H108ZM124 36H125V34H124ZM131 36V37H132ZM145 36V35H144ZM150 36V35H149ZM152 36V35H151ZM150 36V37H151ZM177 36V35H176ZM191 36V35H190ZM198 36H199V34H198ZM206 36L208 37V38H206ZM17 37H18V35H17ZM48 37H49V35H48ZM85 37V36H84ZM127 37V36H126ZM156 37H158V36H156ZM183 37V38H182ZM200 37V36H199ZM235 37H238L237 39H240L241 40V42H239L238 40H235V43H236V45H235V43L233 44V42H234V39H236ZM247 37V36H246ZM19 38V37H18ZM22 38V37H21ZM80 38V37H79ZM158 38H160V37H158ZM157 38V39H158ZM171 38H172V36H171ZM170 38V40H172ZM177 38H178V40H180L179 38L180 37H178L177 36ZM176 38V39H177ZM181 41L183 40V39H187V37H184V36H181ZM202 38V37H201ZM206 38V39H205ZM35 39V40H34ZM50 39V38H49ZM108 39V37H103V34H99L98 35V37H97V39L95 40V45H94V48H89L90 46H86L85 45V47H87L86 49H81L80 47H73V48H67V50L69 51L68 53H66V57H67V55H70L71 54V52H72V50H76V53L79 55V56H85V57H87L88 58V60H89V63L91 64V68H92V71L94 70H96L97 71V69H100L101 67H102V65H107V63H112L111 61H108V59L107 58H103V56H101V55H103L105 52H104V50H103V48L101 47V45L102 46H104L103 44L105 43V42H102V41H105V40H107ZM134 39H135V37H134ZM145 40H147L146 38H144ZM157 39H156V41H157ZM162 39H164V38H162ZM166 39V42L168 41V38H165ZM196 39V38H195ZM200 39V38H199ZM11 40V39H10ZM15 40V41H16ZM20 40V39H19ZM28 40H29V38H28ZM99 40H101V42L102 43H98V41ZM131 40V39H130ZM143 40V39H142ZM144 40V41H145ZM196 40H198V39H196ZM5 41V40H4ZM8 41H9V39H8ZM135 41V40H134ZM138 41V40H137ZM158 41H159V39H158ZM188 41H189V39H188ZM19 42V43H18ZM100 42V41H99ZM107 42V41H106ZM147 42V41H146ZM197 42V41H196ZM199 43L201 42L200 40L198 41ZM207 42V43H206ZM215 42V43H214ZM6 43V42H5ZM108 43V42H107ZM106 43V44H107ZM132 43H133V41H132ZM137 43V42H136ZM145 43V42H144ZM162 43H163V40H162ZM180 43V42H179ZM198 43V44H199ZM202 42L200 43V44H203ZM27 44V43H26ZM25 44V45H26ZM158 44V43H157ZM166 44H168V43H166ZM189 44V42L187 43V45ZM197 44V43H196ZM257 44H259V43H257ZM56 45V44H55ZM125 45V44H124ZM136 45V44H135ZM150 45V44H149ZM164 45H165V43H164ZM181 45H183V44H181ZM185 45V44H184ZM54 46V45H53ZM152 45H150V46H148V48L149 47H151ZM161 47H162V45H160ZM168 46V45H167ZM166 46V47H167ZM180 46V45H179ZM258 46V45H257ZM256 46V47H257ZM135 47H139V46H135ZM155 47H156V44H155ZM159 47V46H158ZM164 47V46H163ZM182 47V46H181ZM235 47V48H234ZM256 47H254V48H256ZM53 48V47H52ZM135 49L134 51L136 52V53H138V49ZM141 48V47H140ZM167 48H170V46H168ZM245 48H249L248 46L247 47H245ZM253 48V49H254ZM72 49V50H71ZM113 49V48H112ZM125 49V48H124ZM142 49V48H141ZM157 48H155V50H156ZM160 49V48H159ZM177 49H178V45H177ZM181 49V50H182ZM197 49H198V47H197ZM232 49H234V50H232ZM238 49V50H237ZM252 49V48H251ZM257 49V48H256ZM261 49V48H260ZM149 50V49H148ZM153 50V49H152ZM155 50H153V51H155ZM161 50H163V49H161ZM192 50V49H191ZM257 50H259V49H257ZM54 51V50H53ZM150 51V50H149ZM255 51V50H254ZM262 51V50H261ZM64 52H66V51H64ZM107 52V51H106ZM118 52H120V50L119 51H117V54H118ZM122 52H126V51H122ZM134 52V53H135ZM141 52V51H140ZM148 52V51H147ZM156 52V51H155ZM175 53L176 54H178V57H176V55H175ZM255 53H256V51H255ZM47 54V53H46ZM114 54H116V53H114ZM128 54V53H127ZM140 54H143L142 55V59L141 58H139V60H140V63H139V61H138V65H141V63H143V66L145 65L144 63H146L147 62V59H150V57L151 56H149V55H151V52L148 54V55H146L147 53H145L144 52V50H143V52L142 53H140ZM153 52H152V56H153ZM155 54H157V53H155ZM170 54H172V55H170ZM101 56V57H100ZM125 55H123V57H124ZM133 56H134V54H133ZM135 56H137V55H135ZM135 56H134V58H135ZM170 56V58H172V57H174V58H172V60L170 59V58H168V57ZM188 56V55H187ZM186 56V57H187ZM72 57H74L73 55L71 56V58ZM76 57V56H75ZM93 57H95V62L97 63L96 65H94L95 64V62H94V60H92L91 58H93ZM110 56H109V54H108V58H109ZM116 57H118V58H120V60L122 59V53H119ZM165 57H167L166 59H168V60H170L171 61V63H170V61H168L167 60V62H165V60H162V59H165ZM183 57V58H182ZM111 58V57H110ZM155 58V57H154ZM117 59V58H116ZM188 59L190 60L191 58H189L188 57ZM248 59V60H247ZM59 60V59H58ZM76 60V59H75ZM107 60V61H106ZM110 60V59H109ZM119 60V59H118ZM127 60V59H126ZM151 60V59H150ZM155 60V59H154ZM188 60V61H189ZM247 60V61H246ZM115 61H117V60H115ZM146 61V62H145ZM152 61V60H151ZM150 61V62H151ZM246 61V62H245ZM254 61H257V62H254ZM260 61V62H259ZM74 62V61H73ZM76 62V61H75ZM107 62V63H106ZM119 62V61H118ZM126 62V61H125ZM129 62V61H128ZM133 62V61H132ZM148 62H149V60H148ZM164 62V63H163ZM16 63H17V65H16ZM22 63H25V65H26V67H23L21 64ZM63 63V62H62ZM114 63H116V62H114ZM120 63V62H119ZM130 63V62H129ZM135 63H137V62H135ZM135 63H133V64H135ZM152 63V62H151ZM167 63V64H166ZM208 63L209 64H212V65H214L213 66V70H214V72H215V74L217 75V79L218 80H214V81H217V85H216V83H215V92H216V102L214 103L213 102V100L212 99H214V97H212L213 95V93L211 94V92L209 93V95L208 96H210L209 97V100H208V96L206 97V92L207 91H209V90H207V89H205V85H204V87L202 88L201 86L203 85L202 83H204L205 82V80H207V78L206 79H204V81L201 79V78H203V77H205L206 75H205V73L203 74V72H199V71H201L202 69L201 68H198V67H201V66H209L208 65ZM52 64V63H51ZM76 64V63H75ZM74 63H73V65H75ZM150 64V63H149ZM154 64V63H153ZM168 65V64H170V66H171V68H168V69H170V70H172V69H174L177 73H176V75H175V77L176 76H178L179 75V78H180V76L182 77V80L181 79H179V80H181L182 82H180L179 83V80H177L176 81V78H178V77H174L173 78V74L170 72V71H168V72H170V76H168V77H166V76H163L162 74H161V71H163L162 69L164 68L163 66L164 65ZM172 64H173V66H172ZM207 64V65H206ZM24 65V66H25ZM30 65V66H29ZM48 65H50L49 63H48ZM53 65V64H52ZM79 65V64H78ZM130 65H132L131 63H130ZM146 65H148V64H146ZM155 65V64H154ZM46 66V65H45ZM67 66V65H66ZM107 66H109V65H107ZM106 66V67H107ZM111 66V65H110ZM157 66H158V64H157ZM157 66L155 65V67H153V68H155V69H157ZM170 66H167V67H170ZM83 67H85V66H83ZM88 67V66H87ZM123 67H126V65L125 66H123ZM122 67V68H123ZM139 67V66H138ZM139 67V68H140ZM145 67H147V66H145ZM173 67V68H172ZM47 68V67H46ZM45 68V69H46ZM108 68H111V67H108ZM113 68V67H112ZM111 68V69H112ZM127 68V67H126ZM207 67H205V69H206ZM57 69V68H56ZM107 69V68H106ZM105 69V70H106ZM110 69V70H111ZM132 69V68H131ZM212 69V68H211ZM62 70V69H61ZM89 70V69H88ZM101 70V69H100ZM110 70H109V72H110ZM113 70V69H112ZM141 70V71H140ZM167 69H165V71H166ZM192 70V71H191ZM54 71H56V70H54ZM62 71H64V70H62ZM62 71H60L59 70V72H62ZM66 71V70H65ZM74 71V70H73ZM85 71H87V70H85ZM94 71H93V75H94ZM102 71V70H101ZM121 71V70H120ZM173 71V70H172ZM197 71V72H196ZM203 71V70H202ZM209 71H211L212 72V70H208L207 71V74H208V72ZM67 72H69V71H67ZM104 72V71H103ZM105 72H108V71H105ZM113 72V71H112ZM146 72H148L147 74H146ZM164 72V71H163ZM167 72V71H166ZM193 72H196L197 74L193 77H191L190 79H189V77L188 76H190L191 74L190 73H192V75H193ZM70 73V72H69ZM122 73H123V71H122ZM137 73V74H136ZM175 73V72H174ZM184 73V74H183ZM57 74V73H56ZM60 74H62V73H60ZM63 74H64V72H63ZM105 74V73H104ZM109 74V73H108ZM178 74V75H177ZM190 74V75H189ZM195 74V73H194ZM210 75L211 74H213V72L212 73H209ZM209 74H208V77H209ZM65 75V74H64ZM68 75H70V74H68ZM72 75V74H71ZM111 75V74H110ZM171 75H172V77H171ZM184 75V76H183ZM205 75V76H204ZM215 75V76H216ZM62 75H60V77H61ZM95 76V75H94ZM124 76V77H123ZM185 76L186 77H188L187 79L188 80H190L189 82L190 83H187V79L185 78ZM18 77V76H17ZM51 77V76H50ZM49 77V78H50ZM65 77V76H64ZM67 77V76H66ZM71 77V76H70ZM112 77H113V74H112ZM213 79H214V77H213V75L211 76ZM211 77H209L211 80H212V78ZM218 77H221L222 79L220 80V82H219V78ZM16 78V79H15ZM23 78V77H22ZM25 78V77H24ZM115 77H113V78H109V76H108V82L106 83V81L104 82V81H102V79H103V77H101V78H98V79H96V80H98L97 81V83L96 84H94V86H93V89H97V88H100V91H101V95H104V97H106V93H108V92H110V91H112V89H114V87H115V85H116V80L114 79ZM208 78V79H209ZM30 79V78H29ZM28 79V81H30ZM43 79V80H42ZM51 79V78H50ZM146 79V80H145ZM45 80H46V82H45ZM73 80V79H72ZM104 80V79H103ZM187 80V81H186ZM201 80H202V82H201ZM230 82H228V81ZM63 81V80H62ZM78 81H79V79H78ZM44 82V83H43ZM54 82V81H53ZM72 82V81H71ZM88 82V81H87ZM207 82V81H206ZM62 83V82H61ZM77 83V82H76ZM210 83V82H209ZM57 84V83H56ZM139 84V85H138ZM182 84H184V85H186V87H191V89H190V91L189 92H187V93H189V94H187L186 92H185V90L184 89H182V88H184V85H182ZM188 84H190V86L188 85ZM211 84V83H210ZM60 85V84H59ZM83 85H84V83H83ZM88 85V84H87ZM93 85V84H92ZM209 85V84H208ZM178 86H181V87H178ZM207 86V85H206ZM211 86V87H210ZM208 88H213L212 87V85H210ZM64 87H65V84H64ZM185 87V88H186ZM151 88L153 89L152 90V93L150 92L151 91ZM169 88V89H168ZM59 89V88H58ZM66 89V87L64 88V90ZM157 90V91H161V90H163L161 93L163 94L164 93V95H161L160 93L157 95V93H156V91H154V90ZM214 89V88H213ZM225 89H227L228 91H233V92H235V95H232V96H230L229 95V92H226L225 93ZM182 90V91H181ZM189 90V89H188ZM199 90V91H198ZM4 91V90H3ZM29 91V90H28ZM56 91V90H55ZM55 91L53 92V94H55ZM67 91V90H66ZM214 91V90H213ZM2 92V90L0 91V93ZM16 92V91H15ZM90 92V91H89ZM168 92V93H167ZM57 93V92H56ZM125 93V92H124ZM165 93H167V94H165ZM232 93V92H231ZM98 94H99V92H98ZM127 94H128V92H127ZM185 94H187V95H185ZM211 94V95H210ZM57 95V94H56ZM56 95H54V96H56ZM132 95V94H131ZM130 95V96H131ZM214 95V96H215ZM139 97V98H138ZM235 97V99H231V98H234ZM55 98V97H54ZM54 98H53V100H54ZM132 98V97H131ZM254 98V99H253ZM18 99V98H17ZM56 99V98H55ZM210 99L212 100L210 103L208 102V101H210ZM238 99H239V101H238ZM259 99H261V100H259ZM13 100H14V98H13ZM20 100V99H19ZM61 100V99H60ZM136 100V101H135ZM3 101H4V99H3ZM71 101V100H70ZM82 101H83V99H82ZM142 101V102H143ZM153 101V102H152ZM63 102V101H62ZM73 102V101H72ZM139 102H136V103H139ZM213 102V103H212ZM81 103V102H80ZM105 105L107 104V101L105 100L104 102H103ZM117 103V102H116ZM174 104V108H173V104ZM256 103V104H255ZM71 104V103H70ZM83 104V103H82ZM144 104V103H143ZM175 104L176 105H183V109H181L180 107H175ZM200 104L202 105H204V106H206V107H208V109L211 111V113H212V108L214 107V108H219V109H215V112L216 113H218L217 115H216V119H214L213 117H212V119H211V116H207V110L206 111H202V112H204V114L206 115V119L208 120L207 122H210V124H211V126H214L215 125V130L213 129V127L210 129V130H214V131H212V135H214L215 134V137H216V135H218V136H224L225 137V141H224V143H220V142H217L216 140H217V138H215L214 139V137L211 135V137L212 138H210V139H212V141L210 142L211 144H212V142H213V146L215 145V143L217 144V145H215V146H218L219 147V152L218 153H213V152H211V151H209V152H204V151H207V149L205 150V149H203V151L202 152H198V151H195V149L193 150V152L190 150L191 148H189V145H188V149H189V151H191V152H188V150L186 151V152H184L183 154L181 153L182 152V150L181 149H179V147L178 146H174L175 144H174V142H177V137H175V135L174 134H172V132H171V127H175L176 128V132L177 133H180L182 136H184L185 138H187V139H195V141H198L196 138H198V137H200L201 138V133L198 135V137L196 136L197 135V132H198V130H197V132H195L194 131V128H193V126H192V129L193 130H189L190 128H188V124L187 123H189V122H191V121H193L194 122V120H192V118H191V116L192 115H190V113L193 111H191V109H194V108H196L197 110H198V106L200 107ZM85 105V104H84ZM135 105V104H134ZM149 105V106H150ZM166 105V106H167ZM217 105V106H216ZM255 105V106H254ZM140 106V107H141ZM260 106V107H261ZM71 107V109H73L72 108V105L70 106ZM69 107V108H70ZM95 107V106H94ZM151 107H149V108H151ZM168 107V106H167ZM254 107V108H253ZM15 108V107H14ZM154 108V107H153ZM155 108H157V107H155ZM154 108V109H155ZM160 108H162L161 106H160ZM188 108V109H187ZM26 109V108H25ZM71 109H70V111H71ZM123 109H125L124 107H123ZM185 109H187V110H185ZM203 109V108H202ZM201 109V110H202ZM17 109H15V111H16ZM153 110V109H152ZM163 110V111H162ZM204 110V109H203ZM18 111V110H17ZM27 111V110H26ZM191 111V112H190ZM254 111V112H253ZM69 112V111H68ZM144 112V111H143ZM242 112V115L243 116H241V113ZM253 112V113H252ZM17 113V112H16ZM56 113V112H55ZM138 113V116H139V121H140V123L141 124H139V123H136L135 122V119H134V114H137ZM194 113V112H193ZM3 114V113H2ZM22 114V113H21ZM70 114H71V112H70ZM69 114V115H70ZM100 114V113H99ZM144 114V115H143ZM212 114H214V113H212ZM211 114V115H212ZM220 114V115H219ZM1 115V114H0ZM18 115V114H17ZM24 115V114H23ZM23 115H21V116H23ZM29 115H31V114H29ZM60 114L59 113H57L56 115H55V117H56V119H57V123L56 124H58L59 125V123L61 124L62 122H63V120H62V122H60V120L62 119V117H61V115L59 116ZM72 117H74L75 115H71ZM198 116V115H197ZM213 116V115H212ZM228 116V117H227ZM18 117V116H17ZM33 117V116H32ZM68 117V116H67ZM2 118V117H1ZM10 118V117H9ZM65 118V117H64ZM194 118H196V117H194ZM193 118V119H194ZM201 118V117H200ZM24 119V118H23ZM72 119V118H71ZM211 119V120H210ZM68 120H70V117H68ZM196 120V119H195ZM198 120H199V118H198ZM202 120V119H201ZM59 121V122H58ZM71 121H73V120H71ZM67 122V121H66ZM196 122V121H195ZM194 122V123H195ZM203 122V124H204V122H206V120L204 121V120H202L200 123H202ZM206 122V123H207ZM242 122V123H241ZM17 123V122H16ZM127 123V122H126ZM166 123H169L168 125H166ZM184 123V124H183ZM192 123V122H191ZM10 124V123H9ZM54 124V123H53ZM183 124V125H182ZM193 124V123H192ZM198 124V123H197ZM26 125V124H25ZM195 125V124H194ZM202 125V124H201ZM11 126V125H10ZM9 126V127H10ZM200 126V125H199ZM209 126V125H208ZM218 126V127H217ZM132 127V128H133ZM161 127V128H160ZM205 128H206V126H204ZM204 127H200L201 129H203V131L205 132V128ZM25 128V127H24ZM127 128V127H126ZM172 128V129H173ZM208 128V127H207ZM29 129V128H28ZM242 130L241 132H239L238 130ZM258 129H259V131H258ZM11 130V129H10ZM130 130V129H129ZM206 130H208V129H206ZM14 131V130H13ZM158 131V133H160L161 135H162V130H161V132H159ZM202 131V130H201ZM202 131V132H203ZM122 132V131H121ZM121 132H119L120 134H124V133H121ZM129 132V131H128ZM209 132H211V131H209ZM239 132V133H238ZM257 132V133H256ZM133 133H134V131H133ZM206 133V132H205ZM3 134V133H2ZM1 134V135H2ZM117 134V133H116ZM132 134V133H131ZM142 134H143V132H142ZM239 134H241L242 136H244V138L245 139H247V142L245 141V145H243V143H241V145H238V143L240 142L238 139L236 140V143H237V145L239 146H237L236 145V147H238V148H236V147H234V141H233V145H232V147H234L233 149H232V151L233 152H231V153H227L229 150H227V152L225 151V150H222L223 148H225V147H223L224 145H226V144H228V141L229 140H233L234 138H237V136L239 135ZM4 136H5V134H3ZM3 135H2V137H3ZM124 135H126V134H124ZM138 135H139V133H138ZM13 136V135H12ZM117 136H118V134H117ZM121 136V135H120ZM136 136H137V134H136ZM204 136V135H203ZM19 137V136H18ZM45 137V136H44ZM127 137V136H126ZM130 137V136H129ZM131 137H132V135H131ZM130 137V138H131ZM151 137V135L150 136H148V139L150 140V139H153V138H150ZM181 137V136H180ZM205 137H206V135H205ZM204 137V138H205ZM232 137V138H231ZM5 138V137H4ZM203 138V139H204ZM207 138H208V136H207ZM207 138H205V139H207ZM209 138H208V140H209ZM242 138V137H241ZM5 139H7V138H5ZM137 138L135 137V140H136ZM147 139V138H146ZM147 139V140H148ZM182 139V138H181ZM202 139V140H203ZM254 139V141H252ZM127 140H129V139H127ZM134 140V141H135ZM180 140V139H179ZM201 140V139H200ZM201 140V141H202ZM208 140H206V141H208ZM219 140V139H218ZM134 141H133V138H132V142L134 143ZM146 141V140H145ZM153 141V140H152ZM181 141V140H180ZM184 141V140H183ZM186 141V140H185ZM200 141V142H201ZM205 141V140H204ZM216 141V142H215ZM238 141V142H237ZM119 142V141H118ZM121 142V141H120ZM136 142V141H135ZM138 142V141H137ZM141 142V141H140ZM139 142V143H140ZM148 142H150V141H148ZM147 142V144L148 145H150V143H148ZM191 142H192V140H191ZM194 142V141H193ZM199 142V143H200ZM222 142V141H221ZM130 143V142H129ZM132 143V144H133ZM139 143H136L139 147L136 149V151L138 152V154L139 155H141V153L140 152H142L143 154H142V156L143 157H147L150 153H148V155H147V152L148 151H152L151 153L152 154H154L155 155V157H153V160L154 159H156L157 157L159 158V162L162 164H164V160L165 159H162L161 158V156H160V151L159 150H161L160 149V147H156V149H157V151L155 150V152L153 151V149H155V147L153 146L154 144L155 145H157L156 143H154V144H151L150 146H148L147 144V148L146 149H148V150H145V143L144 142H142V143H144V151L143 150H141V149H139L140 148V145H139ZM184 143V142H183ZM182 143V141H181V144H183ZM196 143V142H195ZM201 143H203V141L201 142ZM124 144V143H123ZM177 144V143H176ZM208 144H209V142H208ZM208 144H206V145H208ZM230 144V143H229ZM240 144V143H239ZM115 145H118V144H115ZM129 145V144H128ZM141 145H143V144H141ZM178 145V144H177ZM204 145H205V143H204ZM245 146L246 147V151L245 150H243V151H245V152H238V149L239 148H243V146ZM253 145V146H252ZM254 145H255V148L256 147H258V151L260 152V154L259 153H255L253 156H249V157H246L248 154H247V152L248 151H251L252 149L254 150ZM257 145V146H256ZM47 146V145H46ZM185 145H183V146H181V147H184ZM191 146V145H190ZM198 146H203V144H201V145H199L198 144ZM212 146V145H211ZM143 146H141V148H142ZM152 147H153V149H152ZM187 147V146H186ZM204 147V146H203ZM206 147H208V146H206ZM223 147V148H222ZM229 147V146H228ZM117 148V147H116ZM132 148H133V146H132ZM136 148V147H135ZM195 148V147H194ZM197 148V147H196ZM198 149V148H197ZM2 150V149H1ZM97 150H98V148H97ZM115 150V149H114ZM117 150V149H116ZM121 150V149H120ZM186 150V149H185ZM198 150H200V149H198ZM211 150V149H210ZM122 151V154H125V156H123V158H125L127 161H128V167H131V166H133V167H135V166H137L138 165V167H140V169H142V168H144V173H147V172H145L146 170L148 171H152V167H151V165L150 164H146V163H143V164H141V163H138L137 164V162L135 163V161H134V163L132 162L131 163V161L132 160H129L130 158H132L131 156H132V153H133V151H131V150H129L130 152H132V153H129L128 151H127V149H122L121 150ZM162 151H166L165 149L164 150H162ZM184 151V150H183ZM218 151V150H217ZM216 151V152H217ZM230 151H231V149H230ZM229 151V152H230ZM48 152H49V150H48ZM53 152V151H52ZM167 152V153H168ZM211 152V153H210ZM214 152H215V150H214ZM255 152V151H254ZM120 153V152H119ZM156 153H159V155L158 154H156ZM205 153H208V154H205ZM249 153V152H248ZM86 154V153H85ZM106 154V153H105ZM162 154V153H161ZM181 154H182V156H181ZM201 154H203V155H201ZM237 154H240L241 155V158L239 159L238 158V155ZM247 154V155H246ZM252 154H253V152H252ZM258 154V155H257ZM121 155V154H120ZM135 155H136V152H135ZM135 155H134V157H135ZM246 155V156H245ZM251 155V154H250ZM108 156V155H107ZM114 156V155H113ZM115 157V156H114ZM118 157V156H117ZM122 157V156H121ZM120 157V158H121ZM139 157V156H138ZM149 157V156H148ZM148 157H147V159H148ZM150 157H152V155L150 156ZM157 158V159H158ZM172 158V157H171ZM46 159V158H45ZM124 159V160H125ZM174 159V158H173ZM136 160V159H135ZM138 160V159H137ZM176 160V159H175ZM182 160V161H181ZM121 161H123V160H120V162ZM126 161V162H127ZM140 161V160H139ZM138 161V162H139ZM142 161V160H141ZM151 161H152V158H151ZM155 161V160H154ZM153 161V162H154ZM49 162V161H48ZM76 162V161H75ZM120 162H118L117 163V166H119V164H120ZM144 162V161H143ZM166 162H167V159H166ZM169 162V161H168ZM167 162V163H168ZM60 163V162H59ZM155 163V162H154ZM153 163V164H154ZM48 164V163H47ZM124 164V163H123ZM160 164V165H161ZM162 164V165H163ZM150 165V166H149ZM116 165H113V169H117L118 167H117ZM115 167V168H114ZM121 167H125V165L124 166H121ZM120 167V168H121ZM126 167H127V165H126ZM132 167V168H133ZM137 167V168H138ZM142 167V168H141ZM163 167V166H162ZM120 168H118V171H121L122 173L123 172H125V169H120ZM168 168H170V167H168ZM175 168V167H174ZM173 168V169H174ZM127 169V168H126ZM178 169V170H179ZM3 170V169H2ZM24 170V169H23ZM168 170H170V169H168ZM178 170H176V171H178ZM207 170L209 171V173L210 174H216V176H217V180L214 178H211V176L207 173ZM21 171V170H20ZM20 171L18 170V172L16 173L19 177H20V175H22V173H23V171L20 173ZM115 171V170H114ZM129 172H130V170H128ZM127 171V172H128ZM142 171V170H141ZM150 171V172H151ZM175 171V170H174ZM237 173H236V172ZM110 171H105L104 172V176L102 175V174H99V175H102L103 177L102 178H104V177H106V178H104L105 180H103V182H105V184L107 183V184H110V183H113L112 181H113V175L112 174H114V172H111V173H109ZM115 172H117V171H115ZM149 172V173H150ZM153 172V171H152ZM183 172V171H182ZM195 172H197V173H199V174H197V173H195ZM204 172H206L205 174H204ZM4 173V172H3ZM142 173H143V171H142ZM148 173V174H149ZM178 173V172H177ZM185 173V175H188V174H186ZM236 173V174H235ZM98 174V173H97ZM96 174V175H97ZM120 174V173H119ZM119 174H117V176H118V178H119V176H121V175H119ZM124 174V173H123ZM128 174H130V173H128ZM151 174V173H150ZM152 174H154V173H152ZM82 175V174H81ZM95 175V178L97 177V178H100L101 176H96ZM115 175V174H114ZM179 175H182V176H184V173L183 174H179ZM116 176V177H117ZM122 176H125L126 177V174H124V175H122ZM178 176V175H177ZM89 177V176H88ZM123 178V181L125 182V180H126V178ZM130 177V176H129ZM131 177H132V175H131ZM149 177H150V175H149ZM156 177V176H155ZM3 178H4V181H6V182H9L10 181V175L9 174H4V176H3ZM84 178H86V177H84ZM102 178H101V180H102ZM154 178V177H153ZM152 178V179H153ZM176 178L177 177H175V180H176ZM182 179H183V177H181ZM180 178V176H178V179H177V182H182V181H184V179L182 180ZM192 177H190L189 179H191ZM194 178H192L191 180H194ZM125 179V180H124ZM161 179V178H160ZM86 180V179H85ZM115 180V179H114ZM122 180V179H121ZM120 180V181H121ZM154 180V179H153ZM157 180V179H156ZM187 180V179H186ZM87 181V180H86ZM118 182H119V179L117 180ZM188 181V180H187ZM110 182V183H109ZM127 182V181H126ZM134 182V181H133ZM141 182V181H140ZM165 182V181H164ZM189 182V181H188ZM237 183V184H235V183ZM84 183H85V181H84ZM86 183H89L88 181L86 182ZM114 183L115 184H117L115 181H114ZM113 183V185H115ZM146 183V182H145ZM119 184V183H118ZM123 185H121V186H119L117 189L118 190H120L121 192H124L125 194L124 195H121V194H117L116 193V191L115 190H113L114 191V193H112V191H107L106 192V194L108 195V196H106V197H99V199H93L94 201H96V200H100L99 202H97V203H95V204H93V203H87L85 200V197H86V195L84 194V195H82V194H79V192H78V197L80 198V197H82L80 200H83V202L82 203H84L85 204V202H86V205H82L81 206V204L82 203H80V206L83 208L82 210L81 209H78V208H74V207H72V209H71V211L72 212H70V210L67 208L68 206L67 205H69L68 203H69V198H67V197H65V199H63L64 198V196L66 195H68V191L65 189V191H64V193H61L60 194V198L59 197H57L56 199H55V201L56 202H58V201H63L64 203L63 204H61V202H60V205H64V206H62L63 208H65V209H67V211L68 212H63V213H61V211L59 212V210L58 211H56L55 213H58V215H60V217H61V219H62V221H63V225L64 226H62V229H63V231H62V233L59 235L57 232H56V234L54 235L55 237H56V240L53 242V245L55 246V248H56V250H58V251H56L54 254H56V256L53 258V261L52 262H54V264H70V263H74V262H76V260L74 259V256L76 255V254H79V253H82L84 250H87V249H89V248H91V247H93V248H95V245H97L96 243L97 242H101V239L100 238H95V236H96V234H98V233H101V232H103L104 230H114L112 233L110 232L109 234H107V237L108 238H111V241H112V243H115V242H117L116 241V239L118 240H120V242H121V244L119 243V244H117V243H115L112 247H109L108 249H109V251L110 252H112V250L113 249H115V250H118L119 252H117V256H115V257H112L111 258V261H115V262H117V263H120V264H127L128 263V261L130 262V260H131V263H134L137 259L136 258H138L137 256H138V254H139V252H140V250H142L144 247H147V248H149V250L150 249H152V248H154V242L153 241H150V240H153V236H155V235H163L164 237H162L164 240H163V242H160V243H157L156 245L158 246V244H162V245H164V244H166L167 245V243L169 242V239H170V234L164 229V228H162V229H159V227H158V233H155L156 231H154V233H152V238H150L151 236H149L148 235V237H149V239H148V237H147V242H149V243H147L145 240H143L144 239V237L141 235L142 234V227H143V223H138V222H136L134 219L135 218H133V219H131V221H128V219H129V216H125V215H123V213H121V214H117V212L116 213H114L115 212V210H111L112 208H116V209H122V206L124 207V205L125 204H123L122 206H119V207H112L111 205L114 203V201H115V199H119V198H122L123 196L125 197L126 195H130V196H134V198L136 197V195H137V192H138V190L140 189V188H138V190H134V189H132V190H130L129 188H126L127 186V184H128V182L125 184V183H122ZM125 184V185H124ZM140 183L139 182H135V184H134V186H138ZM142 184V183H141ZM140 184V185H141ZM162 184V183H161ZM160 184V185H161ZM139 185V186H140ZM164 185V184H163ZM107 186V185H106ZM112 186V185H111ZM110 186V187H111ZM126 186V187H125ZM130 186H132V185H130ZM181 186V185H180ZM229 187L230 189H231V192L229 191L228 193L227 192H223L222 190H220L218 187ZM108 187H109V185H108ZM114 187V186H113ZM124 187H125V190H123L124 189ZM129 187V186H128ZM133 187V186H132ZM131 187V188H132ZM144 187V186H143ZM188 187V186H187ZM116 189V188H115ZM127 189H129V191L127 190ZM143 189H145V187L143 188ZM147 189V188H146ZM206 189H212V190H215L216 191V193H217V197L215 196V200H213V201H208V198L209 197H212L213 195H211V194H209V195H206V194H208V193H210V192H208V193H206L205 191H207ZM3 190V189H2ZM112 190V189H111ZM1 191V190H0ZM80 191V190H79ZM127 191H128V193H127ZM140 191V190H139ZM147 192H148V189L146 190ZM145 191V192H146ZM149 191H152L151 189L149 190ZM173 191H175V190H173ZM34 193L36 192V191H33ZM39 192L42 194L43 192H42V189H40L39 190ZM51 192L52 193H54L53 192V190H51ZM172 192V191H171ZM44 193H45V195L46 194H49V192L47 191V190H44ZM82 193V192H81ZM154 193H157L156 195L154 194ZM173 193H175V192H173ZM28 194V193H27ZM30 194V193H29ZM40 194V195H41ZM123 194V193H122ZM145 193H143V195H144ZM149 194V193H148ZM147 194V195H148ZM25 195V194H24ZM54 194H51V196H53ZM88 195V194H87ZM182 195L184 196L183 198L184 199H186V197H189V196H192L191 197V200H194V197L193 196H195L196 195V197H199V198H201L199 195H201V196H203L202 198L204 199V200H206V202H210V204H212V203H214L215 201H217V202H215L214 203V206L212 205H210V207H208V205H207V207H205V208H203V206H200V204H198L197 202L198 201H194V205L193 206H191V205H189L188 204V207L187 206H180V204H185L186 203V201L185 200H183L182 199ZM29 196V195H28ZM150 196L148 195V197L150 198ZM35 197V196H34ZM47 197V196H46ZM93 197V196H92ZM128 198H130L129 196H127ZM145 197V196H144ZM144 197H142V199L144 198ZM88 198H90V196L88 195ZM127 198V199H128ZM138 198H141L140 196H138ZM34 199V198H33ZM85 199V200H84ZM131 199H133V198H131ZM141 199V201L142 202H144V199L142 200ZM153 199L154 198H152V201H153ZM212 199H214V198H212ZM2 200H4L3 198H2ZM92 200V199H91ZM123 200V199H122ZM140 200V199H139ZM146 201V205H147V207H148V203H151L149 200H147V199H145ZM210 200V199H209ZM33 201V200H32ZM41 201V200H40ZM88 201H89V199H88ZM117 201V200H116ZM124 201V200H123ZM147 201H149V202H147ZM34 202V201H33ZM35 202H36V200H35ZM34 202V203H35ZM201 202V201H200ZM202 202H204V201H202ZM206 202H204L205 204H206ZM232 202H235V203H237V205L239 206V208L240 209H243V215L242 216H240V214H237L238 213V211L239 212H241L239 209H237L238 211H236V212H230L229 213V211H228V209H227V207H229L230 208V204L232 205ZM32 203V202H31ZM34 203H32L30 206H32V205H35ZM41 203V202H40ZM121 203V202H120ZM125 203H127L128 205H127V208H126V206L123 208V210H125V212L127 211H131L132 210V205H130L127 201L125 202ZM132 203H134V202H132ZM2 203L0 202V205H1ZM39 204V203H38ZM117 205H118V203H116ZM115 204V205H116ZM137 204H139V201H136L133 205H137ZM152 204H153V202H152ZM155 204V203H154ZM41 205V204H40ZM56 205H58V204H56ZM59 205V206H60ZM120 205V204H119ZM145 205V204H144ZM103 206V207H102ZM108 206H110V210H105L104 208H106V207H108ZM130 206V210L128 209V207ZM150 206V205H149ZM205 206V205H204ZM34 207V206H33ZM133 207H135V206H133ZM137 207V206H136ZM135 207V208H136ZM139 207H140V205L137 207L138 208V210H139ZM151 207V206H150ZM232 207V206H231ZM61 208V207H60ZM71 208V207H70ZM99 208H103L104 210L103 211H105V213L103 212L102 214L98 211V213L99 214H96V210L97 209H99ZM126 208V209H125ZM141 208H142V206H141ZM12 209V208H11ZM33 209V208H32ZM143 210H144V208H142ZM148 209H149V207H148ZM187 209V210H186ZM192 209V210H191ZM36 210V209H35ZM161 212H164V210H162V209H159ZM183 210V211H182ZM11 211V210H10ZM16 211V210H15ZM118 211V210H117ZM146 213H148L149 211H147V210H144ZM42 212V211H41ZM119 212H121V211H119ZM131 212H133V213H135L134 212V209L131 211ZM145 212H143V213H145ZM223 212H224V214H223ZM18 213H20V212H18ZM17 213V214H18ZM31 213V212H30ZM35 213V212H34ZM45 213V212H44ZM69 213V214H68ZM149 213H151V211L149 212ZM148 213V214H149ZM153 213V212H152ZM176 213H178L177 215H176ZM36 214V213H35ZM53 214H54V211H53ZM127 214V213H126ZM135 214H137V213H135ZM129 215V214H128ZM134 215V214H133ZM33 216V215H32ZM94 216L96 217V218H94ZM131 216V215H130ZM152 216H153V214H152ZM15 217V216H14ZM36 217V216H35ZM41 217V216H40ZM43 217V216H42ZM54 217V216H53ZM131 217H134V216H131ZM156 217V216H155ZM17 218V217H16ZM39 218V217H38ZM144 218V217H143ZM183 218V217H182ZM37 219V218H36ZM42 219H44V218H42ZM149 220L151 219V218H148ZM147 219V220H148ZM187 219H189V220H187ZM41 220V219H40ZM49 220V219H48ZM47 220V221H48ZM145 220V219H144ZM160 220H161V218H160ZM166 221V220H165ZM189 221V222H190ZM38 222V221H37ZM57 222V221H56ZM59 222H61L60 220H59ZM142 222V221H141ZM148 222V221H147ZM151 222V221H150ZM174 222V221H173ZM250 222V223H249ZM149 223V222H148ZM199 221H198V225H199ZM61 224V223H60ZM159 224H160V222H159ZM163 224V223H162ZM201 224V223H200ZM62 225V224H61ZM60 225V226H61ZM129 225H134V226H136L137 227V230H135V232H131V231H129V229L127 230V228H128V226ZM157 225V224H156ZM185 226H186V224H184ZM189 225V224H188ZM251 225V226H250ZM58 225H56V227H57ZM144 226H145V224H144ZM148 227L150 226V224L149 225H147ZM133 227V226H132ZM135 227V228H136ZM147 227V228H148ZM171 227V226H170ZM196 227V226H195ZM254 227V231L252 232V233H254V236L253 235H250L249 233H248V231H246V229L247 230H249V229H252ZM147 228H146V231H148L147 230ZM150 228V227H149ZM148 228V229H149ZM166 228V227H165ZM175 228V229H174ZM174 228H173V231H175V232H179V234H178V244H176V245H178V246H182L183 245V243L185 244V242H184V240H183V238H182V236H183V232H181V231H176V225H174ZM179 228H181V227H179ZM184 228V227H183ZM193 228V227H192ZM215 228V229H214ZM36 229V228H35ZM49 229V228H48ZM58 229H60V228H58ZM182 229V228H181ZM200 229V228H199ZM30 230V229H29ZM76 230H78V231H80L82 234H81V237H77L76 235L74 236L73 235V237H74V239H75V237H77V239H73V238H70L69 240H70V243H68L69 245H70V247L72 248V250H71V255H72V259L70 260H68V261H66V262H64V259L62 258V255L61 254H59V247L60 246H62V244L64 245V243H67L68 242V240H67V235L68 234H72V232H74L75 234H77L76 233ZM156 230V229H155ZM185 230V229H184ZM188 230H190V229H188ZM198 230V229H197ZM224 230V231H223ZM55 230H53V232H54ZM58 231V230H57ZM145 231V230H144ZM168 231H170V230H168ZM32 232V231H31ZM31 232H28V233H30V235H31ZM59 232V231H58ZM80 232H79V235H80ZM185 233H186V231H184ZM189 232V231H188ZM250 232V231H249ZM33 233V232H32ZM147 234V233H146ZM33 235V234H32ZM22 236V235H21ZM34 236V235H33ZM106 237V238H107ZM143 237V238H142ZM157 237V236H156ZM184 237L186 238V236L184 235ZM36 239V242L38 243V244H42V245H45L46 244V242L48 241V237H46V236H44L43 234H41V235H39V236H37V237H35ZM159 238H160V236H159ZM173 238V237H172ZM22 239H24V238H22ZM244 239V240H243ZM26 240V239H25ZM158 240V239H157ZM189 240V239H188ZM241 240H243V241H241ZM246 240H248V242H246V243H244V241H246ZM158 241H160V240H158ZM176 241V240H175ZM181 241H183V242H181ZM198 241V240H197ZM258 241V242H257ZM60 242H63V243H60ZM141 242L143 243V245H141ZM181 244H180V243ZM59 243H60V245H59ZM111 243V244H112ZM145 243H147V244H145ZM73 244V245H72ZM80 244V245H79ZM173 245L175 246V244L173 243ZM38 246V245H37ZM75 246V247H74ZM136 246V247H135ZM202 246V247H201ZM156 247V246H155ZM163 246H161V248H162ZM167 248L168 247H170V246H166ZM183 247V246H182ZM8 248V247H7ZM132 248H134V249H132ZM136 248V249H135ZM137 248H139V249H137ZM167 248H166V250H167ZM172 248H173V246H172ZM192 248H194V249H192ZM31 249H32V247H31ZM155 249H157V248H155ZM179 249V248H178ZM192 249V250H191ZM34 250V249H33ZM53 250V249H52ZM32 251V250H31ZM30 251V252H31ZM146 251V250H145ZM144 251V252H145ZM152 251V250H151ZM151 251H150V254L148 253V252H145V253H147V256L149 255H152V256H150V257H152V258H156V254L154 255V257H153V254L151 253ZM165 251V250H164ZM4 252V251H3ZM54 252V251H53ZM138 252V253H137ZM154 252H157V250L156 251H154ZM170 252H171V250H170ZM34 253V252H33ZM42 253V252H41ZM43 253H45V252H43ZM178 253V252H177ZM162 254H164V252L162 253ZM171 254H174V253H172L171 252ZM4 255V254H3ZM2 255V256H3ZM17 255V254H16ZM107 255V254H106ZM232 255H236V257H233ZM19 256V255H18ZM164 256H166V254L164 255ZM5 257V256H4ZM176 257V255H174V257L173 258H175ZM121 258H122V260H121ZM131 258V259H130ZM177 258V257H176ZM190 258V259H189ZM193 258V257H192ZM43 259V258H42ZM135 259V260H134ZM161 259V258H160ZM165 259H166V257H165ZM165 259L163 260V258H162V260L166 263V261H165ZM168 259V258H167ZM37 260V259H36ZM46 260V259H45ZM138 260H139V258H138ZM157 260H159V258H157ZM161 260V261H162ZM245 260H247V262H244ZM4 261H6V263L5 264H11V262L8 260L7 261V259H4ZM145 261V260H144ZM160 261V260H159ZM160 261V262H161ZM44 262H46V261H44ZM43 262V263H44ZM146 262V261H145ZM149 261H147L146 263H148ZM163 262V263H164ZM40 263V262H39ZM162 263V264H163ZM41 264V263H40Z\"/></svg>",
  "mask_w": 264,
  "mask_h": 264
}]
</instances>
